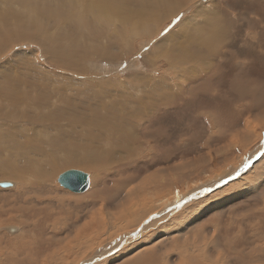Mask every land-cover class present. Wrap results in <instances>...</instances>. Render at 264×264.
Instances as JSON below:
<instances>
[{
  "label": "bare ground",
  "instance_id": "obj_1",
  "mask_svg": "<svg viewBox=\"0 0 264 264\" xmlns=\"http://www.w3.org/2000/svg\"><path fill=\"white\" fill-rule=\"evenodd\" d=\"M180 11H188V13L179 20L178 27L159 39H155L159 36L160 27ZM147 36L151 41L142 42L143 45H146V51H149V53L143 54L144 63L151 64L153 70L159 73H150L151 71L146 73L143 72L145 70H139L140 72L135 74L130 72L129 77L120 80L119 75L103 77L99 69L91 68L92 64L99 66L94 60L116 62L123 54L135 51L133 42L136 38H139L141 42V38ZM255 45L261 51H256ZM27 49L29 50L27 51ZM6 51L9 53L1 56ZM10 51L12 52L10 53ZM37 51L41 57L46 58L47 64L56 66L58 70L54 71L53 68L47 67V64L36 60ZM0 57V142H3L11 134L17 135L11 123L14 122L15 125L18 120L23 119L16 116L18 111L27 121H31L37 126L34 131H31L36 135L41 133L47 135V123L55 121L52 130H56V133L48 136V142L50 146H57L58 149L61 148L64 151V155L60 157L61 154L58 155L60 153L58 150L57 152L51 151V153L43 150L42 144L45 143L43 135L36 138V143L31 140L28 142L31 144V150H29L30 146L27 148L22 143V138L14 141V149L8 150V148H4L7 144L0 143L5 150L0 151V154L3 153L4 156L7 151H10L7 152L8 159L3 160V157L0 156V161L3 160L1 163L3 166L0 164V174L4 175L3 177L12 176L17 179L22 187L15 191L17 196L21 191L31 190L28 187L30 184L32 185L33 179H36L37 185H33L39 188L40 194L45 193L48 196L52 191V186L49 183L59 163L60 165L70 163L75 166H86L88 169L99 171L108 168L109 163L130 159L132 154L136 155L134 159L140 157L142 150L139 149L141 146L145 147V143H147L145 140L150 139L148 137H153L152 141H158L157 137L162 133L160 129L153 132H149V130L142 132V130L148 129L151 122L156 119L153 117L159 113L161 106L171 105L168 100L174 99L182 90L188 88L189 83L187 84V82L190 79L188 76L214 72L213 77H218L220 71L223 72L221 75L227 76L230 71L235 72L236 68L240 69L243 74L244 69L242 68L250 60H253L257 65L264 66V0H0ZM89 58H93L91 64L86 63V59ZM161 62H164L165 66ZM109 65L116 68L114 64ZM137 65L140 63L138 62ZM141 65L143 66V63ZM222 67H225L226 72L221 70ZM107 72L112 75L109 71ZM248 83L255 85L252 79H249ZM184 84H187V87L184 88ZM214 84L216 81H213ZM216 87L221 91L223 87L221 78H219ZM217 89L214 90L217 91ZM222 99H226L225 101L228 102L227 98ZM29 103L32 107L26 108ZM51 105L53 109L45 110ZM215 111H217V116L227 117L223 107L217 106ZM172 119V117L165 118V125L170 132L176 130L173 129L175 126H173ZM62 120L67 122L66 127L60 123ZM160 122L156 123H159V126L163 125ZM238 123V117L232 115V118L227 117V123L223 125L235 127ZM143 135L147 138L141 139L140 137ZM255 138L254 132L243 131L240 139L229 140L226 146H222L220 149L215 148L216 154L214 155H222L234 144L245 147L256 142ZM261 145L255 147L249 152V155H258L262 148ZM67 148H69L68 153H65ZM151 149L152 147H149L148 151ZM151 153V157L156 154ZM260 154L262 155L255 158L253 165L264 158V151ZM157 159L155 158V161ZM161 159L160 157L159 160ZM249 159L247 158L246 161L244 158L231 169L214 173L211 178L191 188L188 186V189L181 195L179 194L180 196L167 192L161 195V198L147 199L145 197L146 190H142L144 193L142 199L134 198L126 202L124 200H128L127 198L133 194L124 191L122 196L126 203L121 202L122 199L118 196L119 199L117 198L110 217L105 218L101 226L110 225V220L117 217V219L130 220V224H124L122 228L135 224L134 228L120 232L115 236L110 234L104 241L101 239V243L97 242V246L89 248L92 251H90L91 254L88 253L89 257L83 259L80 264H107L115 256L131 253L140 254V263L138 264H157V259L153 254H147L152 251L151 247L164 244L166 237H169L173 242L183 237L185 227L179 228L183 224L179 218H189V215L178 217L176 215L189 209L187 204L196 200V197L204 196L207 192L209 197L214 191L242 178L248 172V168L253 166L249 164ZM159 160L157 163H160ZM15 163L19 166L18 173ZM192 164L193 161L187 165ZM161 168L156 171L157 177L158 174L162 175L165 172ZM25 169L28 174L24 177L22 172ZM168 169L183 172L181 163L172 164L168 166ZM263 169L261 171V167L257 166V175L261 174ZM165 176L167 178V175ZM88 179L92 178L88 177ZM141 182L139 181V183ZM148 182L146 183L148 184ZM238 183L236 185H239ZM11 185L9 183L7 187H11ZM214 185L220 186L215 187L214 190L212 188ZM152 194L154 193L152 192ZM60 195L61 197L34 198V202H37L34 205L40 207L38 204L40 203L47 207L50 203L48 200L59 199L55 202H58L57 205L59 204L58 207L61 208L63 200L78 205L84 199L83 196L72 194H69L70 196ZM41 199L43 201L47 199V201L41 203L39 201ZM109 208L111 209L110 205ZM198 213L201 211L194 214V219L198 217ZM168 219L171 222L169 223L170 227H165V223L162 224V222ZM87 221H83L85 222L82 225L83 230L100 225L94 218ZM159 224L160 226H158ZM191 224H194V220L189 221L186 226ZM37 225L41 226L40 221L37 222ZM31 226H34V223ZM107 228L110 227H105V230ZM1 229L4 234L16 232L17 235L19 233L18 228L11 224L5 225L4 223L0 226V232L3 233ZM255 233L257 234V232ZM187 239L183 240L185 245L186 243L190 244L195 249L194 245L196 244L198 250L204 248V253H207L206 244L203 243H207L208 246L210 238L203 243L195 241L194 238V241L186 242ZM9 240L11 241V239ZM197 240L199 239L197 238ZM81 242H78L77 246L82 249L85 243ZM87 246L91 245L87 244ZM226 246L225 243L224 247L226 248ZM242 246L238 247L235 257L231 258H234L233 261L239 259L242 264L247 261L249 264L264 262V249L260 247L245 250V247ZM169 247L171 246L169 245ZM218 247L220 246L214 249H218ZM224 247L220 248L219 254L216 253L214 259L217 258V261L212 263L209 258L198 260L195 256L186 254L185 257L189 260L188 264H231ZM188 249L187 246L184 252H187ZM110 252L111 254H109ZM188 252L190 254V251ZM176 253L179 254V250ZM164 255L167 254L164 253ZM201 255L205 256L203 253ZM210 257L212 258L211 255ZM200 260L205 263H201ZM8 261H6L7 264Z\"/></svg>",
  "mask_w": 264,
  "mask_h": 264
},
{
  "label": "rangeland",
  "instance_id": "obj_2",
  "mask_svg": "<svg viewBox=\"0 0 264 264\" xmlns=\"http://www.w3.org/2000/svg\"><path fill=\"white\" fill-rule=\"evenodd\" d=\"M187 13L188 11H180V13L176 16L171 17L167 21L165 20L166 22L163 24L164 26L160 27L159 36L155 39H159L161 36L170 33L172 30H175V28L178 27L179 20L184 17V15H187ZM231 31L233 32V30ZM147 40H150L149 36L141 38V42L139 41V38H136L133 42L135 51L123 54L122 57L117 59L116 62L94 60V62H97L99 66L92 64L91 68L99 69V72L102 73L103 77H114L119 75L120 80L125 77H129L130 72L135 74L145 70L143 72L149 73L151 71L150 73H159L158 71L153 70L151 64H147L146 62L144 63L143 54L145 52L149 53V51H146V45H143L142 42ZM150 43V45H152V42ZM254 48L256 51H261L257 45H255ZM28 50L29 49H27V51ZM11 52L12 51H10V53ZM8 53L9 51H6L1 54V56ZM35 56L36 60L41 61L43 64H47L46 58L41 57L39 52L38 55ZM92 62L93 58L86 59V63L91 64ZM138 62L140 65H137ZM107 63L114 64L117 69ZM132 63H134V65H132ZM142 63L143 66L141 65ZM162 65L165 66L164 62ZM240 65L241 63L239 64V67ZM46 66L53 68L54 71L58 70V68L54 65L47 64ZM224 69L225 67H222L221 70L225 71ZM242 69H244L243 74H241L240 69L236 68L235 72L230 71L227 76L221 75L223 73L222 71L218 72V77H213L214 72L196 76H188V78H190L187 82V84L189 83L188 88L182 90L181 93L174 99L170 98L168 103H171V105L161 106L159 113L153 117L156 119L151 122L148 129L142 130V132L147 130H149V132H153L154 130L160 129L162 133H160L159 137H157L158 141H152L154 139L153 137H148L150 139L147 140H145L147 137H144V135L140 137L141 139L145 138L144 140L147 142L145 143V147L141 146V149H139L142 150V155L140 157L134 159L136 155L132 154L130 159L127 157L128 159L126 160L117 163H109L108 168L99 171L88 169L86 166H75L70 165V163L60 165L59 163V167H56V174L54 173L52 176L53 181L50 180L49 184L52 186V191H50L51 194L48 196L61 197L60 194H65L67 196H70L69 194L83 196L84 199L81 200L78 205H73V202H69L67 200L65 202V200H63L62 206L59 208V204L57 205L58 202H55L59 201V199H54L55 201L48 200L52 205L49 203L47 207H44L42 204L38 203L40 206L38 207V205H34L37 204V202H34V198L48 196L45 193L40 194L39 188L34 186L37 185L35 183L36 179H33L32 185L30 184L28 187V189L30 188L31 190L27 192L25 190L21 191L19 194L20 196H17L15 191L22 188L17 179L12 176L3 177L4 175L0 174V182H9L12 184L11 187H0V226L4 225V223L5 225L11 224L15 225L19 230V233L16 235V232H7L4 234V231L1 229L3 233L0 232V264H4L10 258L11 260L8 261V264H80L83 259L89 257L88 253H90V249L97 246V242L98 244L101 243L104 241V239L110 236V234L115 236L120 232L134 228L135 224L131 227L122 228L124 224L129 225L130 220H123L121 218L117 219V217L110 220V225L107 224V226L110 228H107V230H105V227L107 226H101L103 225L102 222L104 219L110 217V212L113 211L112 209L116 205L115 202L119 199L118 196H120L122 199H120L121 202L124 199L122 195H124L125 192H130L133 194V196L131 195L127 198L128 200H124L126 202L134 198L142 199L144 195L142 190H146L147 193L145 197L147 199L161 198V195L167 192L180 196L183 191L188 189V186L191 188L196 184L211 178L214 176V173L229 170L233 166H236L235 164H238V162L244 159L246 155H249V152L264 142V66L257 65L253 60H250L245 63V67ZM227 70L229 71L230 69L228 68ZM107 71H109L112 75H109ZM219 78H221L223 85L221 91H219L220 88L216 87V85H218ZM239 78L241 79L239 80ZM249 79H252L255 82V85L249 84ZM213 81H216V84L213 85ZM187 84L183 85L184 88L187 87ZM214 89H217L218 92ZM221 97L227 98L228 102L225 101L226 99L223 100ZM28 105L29 106L26 108L32 107L30 103ZM217 106L221 108L223 107L224 113L229 118H232V115H236L238 117V125L235 127H232V125L224 126L225 123H227V117L224 116L222 119L221 115L220 117L217 116V111H215L217 110ZM51 109H53L52 105L45 110L48 111ZM16 116L23 118L22 120L17 119L18 121L15 124L16 126L13 124L14 122L11 123L14 126L13 130L17 132V135L11 134V139L10 135L8 138H5L3 142H0L7 144L4 148H8V150L10 148L14 149V141L16 139L22 138V143L26 145L27 148L30 146L29 150H31V144L28 142L31 140L33 143H36V138L43 135V138L45 137V143L42 144L43 150L49 151L50 153L51 151L57 152L58 150V153L60 152L58 155L60 156L61 154L60 157L64 155V151L61 148L58 149L57 146H50L48 142V136H52L56 133L55 129V131L52 130L53 123L55 121H50L47 123V127L49 129L46 131L47 135L43 133L36 135L35 133H31V131H34L37 127L35 124H33L31 121H27L25 117L21 115V112L17 111ZM166 117L173 118V126H175L173 129L176 130L171 132L168 130L165 125ZM72 121L74 122V119H72ZM156 122L163 123V125L159 126V123ZM60 123L64 127L67 126V122L64 120L60 121ZM246 130L254 132V135L256 136V142L254 141L251 144L246 145L245 147L247 149L242 145L239 146L238 144H234L228 148L227 152L222 154L223 156L219 154L214 155L216 154V149L226 146L229 140L236 141L238 138L240 139L243 131ZM258 135L260 136L259 138ZM10 143H12L14 146ZM2 147L3 145L0 144L1 152L4 150ZM149 147H152V149L148 151ZM68 150L69 148H67L65 153H68ZM7 152L4 154V156L3 153L0 154V156L3 157V160L8 159ZM14 152L15 151L13 150V153ZM151 152L156 153L154 154V157H151ZM252 155L250 154L248 158H251ZM160 157L162 158L161 160H159ZM155 158L158 159L155 161ZM3 160L0 161V164ZM158 160L160 163H157ZM191 161H193V164L187 165L189 162L191 163ZM180 163L183 172H178L176 170L170 171L168 169V166ZM250 164L253 165V162ZM1 165L3 166V164ZM257 166H260L262 171L264 168V158L258 163H254L252 167L248 168V172L242 178L232 182V184L228 183L230 185L227 184V186L223 187L222 189L214 191V193H212L209 197L207 196V192L204 194L205 197L201 195L196 197V200L192 202L190 201L187 204L189 205V209L176 215V217L185 214L189 215V218H179L183 222L179 228L185 227L182 239H178L173 242L169 237H166L164 244L162 243L151 247L152 251H149L147 254H153V256L157 259V264H188L189 260L185 257V254L188 256L192 255V257L195 256L198 260L201 258H209L210 262L212 263L217 261V258H215V260L214 257L216 256V253L219 254L221 252L219 251L220 248L224 247L226 243L227 246L226 248L224 247L226 250L224 248L222 249L225 250L226 254L230 258L231 264H242L239 262V259L237 261H233L234 258L231 259L232 257H235L234 255L238 250V247L243 245L242 247H245V250L260 247L264 249V169L261 174L257 175ZM18 167L19 166L16 164L17 173L19 171ZM70 168L83 171L89 176L90 179L92 178L89 180V188L83 192H73L58 183V176ZM160 168L165 170V172L162 174L163 176L158 174V178L155 174ZM22 174L25 177L28 174V171L25 169L23 170ZM165 175H167V178ZM139 181L144 182L139 183ZM146 182H148V184ZM237 183L239 185H236ZM132 185L135 186L133 187ZM219 186H217V188ZM33 188L34 191L36 190L35 193ZM215 189L216 188H214V190ZM138 192L140 194L139 197ZM152 192L154 194H152ZM220 192H222V194H220ZM35 194L40 195L36 196ZM136 194L137 196H134ZM39 201H41V203H45L47 199L44 201L41 199ZM109 205L111 209L109 208ZM199 210L201 213H198V217L194 219V214L199 212ZM66 217L68 218L66 219ZM93 218L96 219L97 224L100 225L98 227L95 225L92 228L83 230L82 225L85 224V222H88L87 220H92ZM191 220H194V224L186 226ZM38 221H40L41 226L37 225ZM33 223L34 226H31ZM163 223H165V227H170L169 223L171 222L169 219L167 221H163L162 224ZM158 226H160V224ZM162 229L164 230L163 226ZM106 231H108V233H106ZM255 232H257L259 236H257ZM195 233L196 235L200 236L197 237ZM184 237L188 238H185L187 239L186 242L195 240L201 243H203V241L206 242V240L210 238V244H208V246L207 243H203L206 244L207 253H204V248L198 250L199 248L196 244L194 245L195 249L192 245L191 248L190 244L187 245L186 243L185 245L183 241L185 240ZM201 237L205 238L203 239ZM197 238L200 241L197 240ZM9 239H11V241ZM101 239L103 240L101 241ZM235 241L237 242L235 243ZM78 242L85 243V247L82 246V249L81 247H78ZM181 243L184 245H181ZM87 244L91 246H87ZM169 245L171 247H169ZM177 245L178 247L175 248ZM185 246L189 247L187 252H184L186 248ZM217 246L220 247H218V249H214L215 247L217 248ZM173 250L176 252L179 250L180 255L176 252L172 253L174 252ZM188 251H190V254ZM164 253L167 255H164ZM202 253L205 254V256L201 255ZM85 254L87 255L85 256ZM109 254H111V252ZM134 255V253H131L129 255L123 254V256H115L110 259L107 264L140 263V254ZM240 256L242 255L240 254ZM179 259L184 262L182 263ZM202 262L203 261H201V263ZM247 263L249 264L248 261L244 264ZM5 264H7V262ZM261 264H264V262Z\"/></svg>",
  "mask_w": 264,
  "mask_h": 264
},
{
  "label": "water",
  "instance_id": "obj_3",
  "mask_svg": "<svg viewBox=\"0 0 264 264\" xmlns=\"http://www.w3.org/2000/svg\"><path fill=\"white\" fill-rule=\"evenodd\" d=\"M261 147L262 148L260 149V153L264 150V142L262 143ZM260 153L258 155L253 154L252 157L248 161H250V163L253 162L255 158H257L260 155ZM248 157L249 155H246L245 157L246 161ZM88 177L89 176L83 171H80L77 169H69L61 173L58 176L57 181L60 185L69 189L70 191L83 192L87 189L89 185ZM8 185L9 183L7 182H0V187H7ZM217 186L219 185H214L212 188H215Z\"/></svg>",
  "mask_w": 264,
  "mask_h": 264
},
{
  "label": "snow or ice",
  "instance_id": "obj_4",
  "mask_svg": "<svg viewBox=\"0 0 264 264\" xmlns=\"http://www.w3.org/2000/svg\"><path fill=\"white\" fill-rule=\"evenodd\" d=\"M177 19H178V17H177Z\"/></svg>",
  "mask_w": 264,
  "mask_h": 264
}]
</instances>
